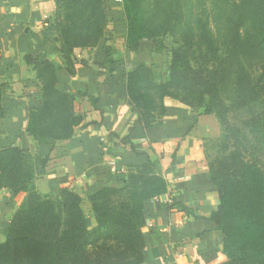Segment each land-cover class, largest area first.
I'll return each mask as SVG.
<instances>
[{
    "label": "trees",
    "instance_id": "16d2710c",
    "mask_svg": "<svg viewBox=\"0 0 264 264\" xmlns=\"http://www.w3.org/2000/svg\"><path fill=\"white\" fill-rule=\"evenodd\" d=\"M119 5L130 51L138 49V40L167 35L190 51L206 49L213 58L221 56L206 81L203 107L170 92L180 85L201 100L198 90L189 87V76H171L162 83L145 64L122 73L124 95L143 130L161 126L167 97L216 117L219 137L214 142L223 141L229 150L216 166L208 158L218 196L209 221L220 233L221 264H264V0H122ZM107 22L103 0L56 1L54 30L68 74L73 73L74 50L97 46ZM184 60L172 51L173 67ZM28 63L41 99L28 109L25 133L49 152L71 139L82 118L74 111L73 96L58 88L54 65L48 60ZM3 88L0 82V119L5 115ZM33 179L29 152L15 145L0 149V190L25 195L4 230L0 264H143L145 204L167 191L150 164L126 167L115 186L88 196L92 227L77 195L61 188L56 198L40 196Z\"/></svg>",
    "mask_w": 264,
    "mask_h": 264
},
{
    "label": "crops",
    "instance_id": "0c3cea01",
    "mask_svg": "<svg viewBox=\"0 0 264 264\" xmlns=\"http://www.w3.org/2000/svg\"><path fill=\"white\" fill-rule=\"evenodd\" d=\"M56 1L0 0V82L5 109L0 149L15 145L29 152L36 193L56 198L61 188H67L82 200L91 227L88 196L115 186V177L123 176L126 167L150 164L167 183V191L145 204L143 264L225 262L220 233L209 221L218 206L207 156L209 143L219 137L217 121L198 107L167 97L161 126L143 130L124 95L122 73L139 64L150 66L151 49H127L122 5L103 0L108 22L102 40L94 48L74 50L70 75L54 30ZM29 60L54 65L58 88L73 96L74 111L82 118L71 139L49 152L25 133L28 109L41 99ZM24 196L0 190V243Z\"/></svg>",
    "mask_w": 264,
    "mask_h": 264
},
{
    "label": "rangeland",
    "instance_id": "374dc122",
    "mask_svg": "<svg viewBox=\"0 0 264 264\" xmlns=\"http://www.w3.org/2000/svg\"><path fill=\"white\" fill-rule=\"evenodd\" d=\"M131 39L136 43V40L133 37ZM138 41L139 44L137 50H146L147 47L151 49V53L147 54V57L149 58V64L150 67L152 66L154 68V72L162 83L168 82V79L171 76L186 74L190 79L189 87H194L198 90L201 100H195L194 97L191 96L190 91H182L180 85L176 86L175 89L170 90L174 97L182 101L192 102L194 104L201 103L200 105L203 107L207 100V97L204 95V93L206 94V89L208 86L206 85V81L208 77L214 76L216 67L219 68L221 62L219 60L221 56H219L218 59L213 58L211 54L206 51V49L194 48L190 51L184 47H181L180 44L167 35L153 39H141ZM172 51H178L180 54H182V56L185 57L184 62L177 67H173L171 65ZM186 65H188V67H185ZM214 118L216 120V117ZM233 122L237 125V122ZM217 124L219 126L218 121ZM224 145L226 144L223 141L211 142L208 145L207 156L215 166L219 162H223L228 156L229 150H227Z\"/></svg>",
    "mask_w": 264,
    "mask_h": 264
},
{
    "label": "built area",
    "instance_id": "2783aa9c",
    "mask_svg": "<svg viewBox=\"0 0 264 264\" xmlns=\"http://www.w3.org/2000/svg\"><path fill=\"white\" fill-rule=\"evenodd\" d=\"M116 4H121L122 0H113Z\"/></svg>",
    "mask_w": 264,
    "mask_h": 264
}]
</instances>
